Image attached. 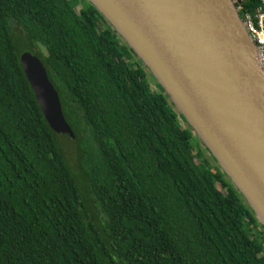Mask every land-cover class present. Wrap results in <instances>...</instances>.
Instances as JSON below:
<instances>
[{
    "label": "trees",
    "instance_id": "1",
    "mask_svg": "<svg viewBox=\"0 0 264 264\" xmlns=\"http://www.w3.org/2000/svg\"><path fill=\"white\" fill-rule=\"evenodd\" d=\"M236 3L243 17L261 0ZM26 50L58 92L76 168ZM0 264H264L247 199L88 0H0Z\"/></svg>",
    "mask_w": 264,
    "mask_h": 264
},
{
    "label": "water",
    "instance_id": "2",
    "mask_svg": "<svg viewBox=\"0 0 264 264\" xmlns=\"http://www.w3.org/2000/svg\"><path fill=\"white\" fill-rule=\"evenodd\" d=\"M88 1L150 69L264 225V70L239 0ZM20 59L45 118L75 151L43 62L28 50Z\"/></svg>",
    "mask_w": 264,
    "mask_h": 264
},
{
    "label": "built area",
    "instance_id": "3",
    "mask_svg": "<svg viewBox=\"0 0 264 264\" xmlns=\"http://www.w3.org/2000/svg\"><path fill=\"white\" fill-rule=\"evenodd\" d=\"M237 8L240 10L241 5H238ZM241 18L256 45L257 60L261 68L264 70V0H261V4L257 7L254 13L244 12V16Z\"/></svg>",
    "mask_w": 264,
    "mask_h": 264
},
{
    "label": "rangeland",
    "instance_id": "4",
    "mask_svg": "<svg viewBox=\"0 0 264 264\" xmlns=\"http://www.w3.org/2000/svg\"><path fill=\"white\" fill-rule=\"evenodd\" d=\"M236 6L238 7L237 3H236ZM237 9L239 10V8H237ZM62 141H63V143L65 142V140H62ZM69 145H70L69 141H66L64 143V147H65L66 152L68 154L69 160L72 163L73 167L76 168L77 165L75 163V157H74L75 151L71 150Z\"/></svg>",
    "mask_w": 264,
    "mask_h": 264
}]
</instances>
